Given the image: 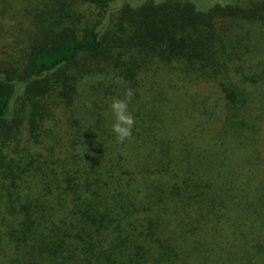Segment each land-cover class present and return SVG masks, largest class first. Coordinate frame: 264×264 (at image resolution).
<instances>
[{
    "label": "trees",
    "instance_id": "1",
    "mask_svg": "<svg viewBox=\"0 0 264 264\" xmlns=\"http://www.w3.org/2000/svg\"><path fill=\"white\" fill-rule=\"evenodd\" d=\"M47 1L0 71V264H264V0Z\"/></svg>",
    "mask_w": 264,
    "mask_h": 264
},
{
    "label": "rangeland",
    "instance_id": "2",
    "mask_svg": "<svg viewBox=\"0 0 264 264\" xmlns=\"http://www.w3.org/2000/svg\"><path fill=\"white\" fill-rule=\"evenodd\" d=\"M128 1L135 3L134 0H118L113 5L111 13L115 16V19L119 15L120 7L129 3ZM47 2V0H0V71L11 67L9 61L12 57H22L21 59L24 63L25 57H27L26 48L30 44V39L34 36V32H36L35 28L38 30L42 28L41 21L33 22L34 15L41 12L45 13L44 7ZM45 11L48 12L46 9ZM101 13H105V11ZM99 21H103V19L96 18L89 24V27L97 25L96 23ZM47 30L48 28L46 27L42 34H45ZM54 30H56V27ZM57 31L59 30L55 32ZM36 33L41 34V32ZM15 67L21 69L22 65Z\"/></svg>",
    "mask_w": 264,
    "mask_h": 264
},
{
    "label": "clouds",
    "instance_id": "3",
    "mask_svg": "<svg viewBox=\"0 0 264 264\" xmlns=\"http://www.w3.org/2000/svg\"><path fill=\"white\" fill-rule=\"evenodd\" d=\"M133 98V92L128 89L124 99L113 98L110 104V112L113 117L111 131L118 143H124L131 139L135 119L129 111V104Z\"/></svg>",
    "mask_w": 264,
    "mask_h": 264
}]
</instances>
